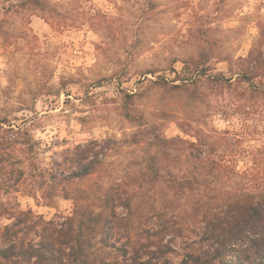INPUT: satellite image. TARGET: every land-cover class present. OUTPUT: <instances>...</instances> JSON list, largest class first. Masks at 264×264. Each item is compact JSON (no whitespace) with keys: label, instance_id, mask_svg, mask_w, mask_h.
<instances>
[{"label":"rangeland","instance_id":"1","mask_svg":"<svg viewBox=\"0 0 264 264\" xmlns=\"http://www.w3.org/2000/svg\"><path fill=\"white\" fill-rule=\"evenodd\" d=\"M262 33L264 0H0V227L15 221L2 204L46 222L71 216L76 203L63 190L50 200L48 186L16 193V176L24 170L31 191L91 147L99 169L67 186L70 197L97 213L106 190L138 191L133 177L152 174L156 157L161 179L141 190L136 225L177 221L199 239L195 209L204 211L209 190L178 191L182 177L222 175L226 190L264 177V91L238 78L236 63L264 45ZM199 140L215 168L190 159Z\"/></svg>","mask_w":264,"mask_h":264},{"label":"trees","instance_id":"2","mask_svg":"<svg viewBox=\"0 0 264 264\" xmlns=\"http://www.w3.org/2000/svg\"><path fill=\"white\" fill-rule=\"evenodd\" d=\"M236 63L244 67L238 78L248 82L255 92L264 91L263 43L256 44L247 57H240ZM254 80H259V85ZM219 81L218 77L213 79L215 83ZM174 141L163 140L167 146ZM190 145V159L196 158L203 164L206 161L205 165L210 168L218 165L204 157L209 149L201 140ZM195 151L200 153L198 157L194 156ZM94 152V148L79 147L68 161L71 163L69 172L62 169L63 166H60V172L47 171L28 192L26 173L18 170L16 193L33 195L35 187L45 190L48 186L50 192L49 188L43 192L45 199L50 200L56 192L63 190L65 197L75 200L76 205L71 216L56 223L43 221L32 209L16 211L15 214L2 204L5 206L2 214L15 221L0 227V264H264V177L256 184L252 183L251 187L231 190L223 187L226 183H223L225 178L222 175L204 177L198 172L182 177L177 184L178 191L200 192L203 186L209 190V201L204 211L201 212L200 207L195 209L196 216L203 213L202 221H195L200 229L197 232L199 239L189 241L184 229L177 227V221L170 226L160 224L153 230L143 229L134 221L138 214L143 213L141 190L145 185L153 186L160 182L161 177L155 169L156 157L151 158L152 174L133 177V186L138 191L130 192L120 185L106 190L97 213L81 203L80 195L70 197L67 186L98 171L101 161L98 155H92ZM202 157L205 161L198 160ZM5 158V154L0 155V164ZM219 167H222L221 163ZM145 196L142 197L144 202ZM147 206L149 210L154 209L149 202ZM120 207L127 210L125 216L124 213L119 214ZM30 217L37 220L28 221ZM132 230L136 235H131ZM168 232L174 237L165 243ZM153 237L159 241L153 243ZM99 243L101 247L98 249ZM173 255L181 258L179 263H174Z\"/></svg>","mask_w":264,"mask_h":264}]
</instances>
